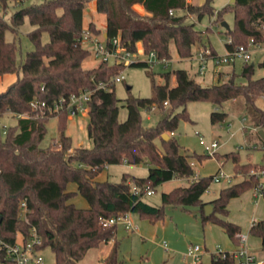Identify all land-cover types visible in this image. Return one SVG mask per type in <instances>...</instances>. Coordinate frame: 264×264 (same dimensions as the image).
<instances>
[{
  "label": "trees",
  "instance_id": "16d2710c",
  "mask_svg": "<svg viewBox=\"0 0 264 264\" xmlns=\"http://www.w3.org/2000/svg\"><path fill=\"white\" fill-rule=\"evenodd\" d=\"M24 1L0 0V77L17 76L0 90V117L10 114L16 118L14 124L6 128L0 126V235L13 241L19 231L27 235L35 226L43 237L44 248L54 253L55 264H82L90 249L113 241L104 264H123L116 239L117 224L106 225L105 219L136 212L155 220L164 214L166 205H198L203 212V222L220 225L233 244L238 245L237 233L241 227L217 214L228 216L230 199L253 188L257 181L254 176L247 177L250 168H264V163H243L237 153L227 154L233 160L235 174L245 177L221 189L211 202H205L202 196L214 176L195 178L187 186L164 192L161 205H153L144 197L149 189L156 191L164 182L194 175L189 155L181 152L175 136L163 137L164 133L175 132L181 119L189 120L186 112L189 102L209 101L223 105L227 101H238L255 128L264 129V108L256 103L264 95V75L253 78L255 65L245 61L241 73L233 70L228 79L219 77L216 83L205 86L186 69H175L174 85L170 84L171 72H168L165 84L153 80L152 97L127 98L128 116L120 121L121 99L111 79L121 73L119 67L123 64L101 61L91 68L83 66L91 54L81 42L86 31L83 25L86 0H45L27 6L23 5ZM11 2L22 7L8 20L5 13ZM137 4L142 5L147 14L140 15L134 8ZM96 10L107 16L105 39L108 45L114 37H120L121 43L132 52L136 53L141 43L144 53L156 51L159 58L167 60L172 59V46L180 58H192L195 45L206 44L203 33H208L209 27H196V22L206 14L217 13L219 20L224 13L233 12L234 24L226 30L231 40L226 43L227 50L238 45L247 46L251 39L255 44H264V0H235L217 12L213 0H204L202 4L187 0H96ZM26 18L36 26L28 33L33 49L18 62L19 28ZM89 30L101 33L93 21ZM8 31L14 34L11 41L7 39ZM44 32L49 34L47 42L42 39ZM212 54L218 53L213 49ZM129 65L149 66L150 63L137 61ZM259 66L264 69V59ZM238 76L247 82L239 83ZM101 82L110 85L109 89L99 88ZM81 90L91 91L87 130L93 145L76 147L75 152H70L73 143L66 133L67 109H35L31 101L38 98L53 106L59 98H67ZM165 101L171 109L161 112L157 124L146 126L143 111L153 107L163 109ZM179 108L183 110L176 112ZM23 113L28 116L19 117ZM51 117L58 119L59 138L43 146L46 124ZM227 117L226 112L211 115L214 123ZM122 163L148 164L149 173L145 177L124 173L119 182L95 179L106 167ZM70 182L78 184V192L89 202L88 208L68 203L76 194L67 190ZM24 200L28 212L22 219L19 214ZM208 203L215 207L210 215L205 213ZM249 233L261 239L264 251V218L257 219ZM2 259L4 255L0 253ZM233 262L229 252L225 256L212 254L211 264Z\"/></svg>",
  "mask_w": 264,
  "mask_h": 264
},
{
  "label": "rangeland",
  "instance_id": "374dc122",
  "mask_svg": "<svg viewBox=\"0 0 264 264\" xmlns=\"http://www.w3.org/2000/svg\"><path fill=\"white\" fill-rule=\"evenodd\" d=\"M45 0H25L23 5H31L42 3ZM190 2V0H187ZM204 0H193L195 4H202ZM231 0H213L215 11L222 9L224 6L231 4ZM22 7L10 3L5 17L10 19L12 14ZM90 8L91 13L87 11ZM136 11L140 15L147 14L142 5L137 4ZM192 20L195 19L191 16ZM93 21L99 31H104L107 24V16L105 13L96 10V0H86V10H84L83 25L87 30L90 22ZM223 22L234 24V14L232 11L224 13L223 17L217 20V13L213 16L206 14L200 21L196 22L198 29L209 27L208 33L204 32L205 45L196 44L194 55L192 58H180L176 49L172 46V59L168 64L157 61L149 66L123 65L119 67V72L123 76L120 82L115 84L114 90L120 101L119 119L125 121L128 116V109L125 100L129 97H152L154 95L153 80L158 84H165V74L171 72L170 84L176 83L173 71L175 69H186L190 75L201 82L205 86H210L217 82L213 73V64L220 69V78L228 79L233 70L237 74L241 73L245 61L237 58L235 63L218 64L211 57L213 49L223 55L226 51V43L230 41L227 35V28L222 25ZM36 26L29 22L26 18L24 24L19 28L20 31V51L18 53V62L25 57L28 50L33 49V45L28 37V33L35 29ZM97 38H105L103 34H96ZM14 34L7 32V39L13 40ZM43 41H49V34L43 33ZM87 46L92 47L88 44ZM213 47V49H212ZM252 57L248 61L255 65V73L253 78H259L264 75V69L259 63L264 59V44H254L250 47ZM208 58V69L204 75L198 73L199 61L198 52H206ZM138 56L145 58L141 43H138ZM217 54V55H218ZM99 59L93 54L83 62V66L91 68L99 64ZM214 62V63H213ZM114 60L110 59L109 64H113ZM16 74H7L4 77L13 78ZM239 83H246L244 77L238 76ZM5 83H2L0 77V90H3ZM257 105L264 108V95L256 101ZM171 106L168 105L163 109L155 108L149 111H143V122L146 126L157 124L162 111H169ZM182 108L176 112L182 111ZM186 112L189 120L181 119L175 132H167L170 136L174 135L181 146V152L189 155V160L194 167V175L188 178H179L164 182L156 188L151 195L144 197L145 201L153 205H161V197L164 192H169L177 186H187L191 180L200 177L214 176L222 170L225 174L232 177L231 181L222 179L220 182L212 181L208 190L203 194L202 198L205 202H211L216 199L221 189L240 181L244 174H235L233 160L226 155L235 152L238 154L240 161L251 163H264V140L259 135V129L255 128L250 115L241 107L238 101L231 100L223 105H217L209 101H191L187 104ZM213 112H226L228 117L224 121L213 122L211 115ZM16 118L10 114L0 117V126L6 128L14 124ZM89 115L80 114L69 116L67 121L66 133L72 138L73 148L70 152H75L76 147H91L93 142L88 135L87 125ZM57 117H51L46 126L47 133L42 142L43 146L56 142L59 138L57 128ZM264 130V129H263ZM203 139L207 144L213 141L219 143L216 154H208L205 146L200 143ZM159 144V140H156ZM209 155V156H207ZM255 167L250 168L247 177H252L251 172ZM124 173H131L138 177H145L149 173V165L142 163L133 164H117L106 167L96 176L97 181L110 180L119 182ZM255 181V179L253 180ZM68 191L76 192V194L68 200L79 208H88V200L78 192V184L70 182L67 186ZM260 195H256L255 189L250 188L243 192L240 196L231 198L228 203L229 214L224 216L221 213L217 215L229 221L238 224L242 232H249L251 220L253 217L264 218V200ZM259 201V203H258ZM210 204V203H208ZM207 204V205H208ZM213 207L210 214L214 212ZM132 220L133 224L138 227L137 230H127L122 222L117 224L116 239L119 242V257L123 264H190L187 252L190 246L200 245L206 249L201 264H211L212 254L218 251V246L222 249H229L233 246V242L225 230L212 221L203 222V212L201 206H181L166 205L164 214L158 219L150 217H142L139 213L130 212L127 216ZM249 246L257 256L258 261H264V251L261 246V239L249 233ZM113 246L110 243H102L97 248L90 249L82 259V264H104V258L109 254ZM44 264H55V255L50 250L44 251Z\"/></svg>",
  "mask_w": 264,
  "mask_h": 264
},
{
  "label": "built area",
  "instance_id": "2783aa9c",
  "mask_svg": "<svg viewBox=\"0 0 264 264\" xmlns=\"http://www.w3.org/2000/svg\"><path fill=\"white\" fill-rule=\"evenodd\" d=\"M86 30V29H85ZM231 41V40H230ZM82 45L87 47L91 54H93L99 61H109L113 59L114 62L129 65L132 62L137 61H147L150 64L161 61L168 64L169 60L165 58H159L156 51H151L150 53L145 54V58L138 56V53L132 52L127 49L120 40V37H114L112 44L108 45L106 39H99L97 35L87 29L81 38ZM88 44L92 47L87 46ZM253 39L250 40L249 45H238L233 50L229 51L226 49L223 55H216L211 57L213 61L218 62V64H229L235 63L237 58H241L244 61H249L252 57L250 47L254 45ZM206 52H198L197 60L199 61V70L198 73L204 75L208 69L207 63L208 58L205 54ZM123 79L121 73L114 75L111 79V84H116ZM107 83L101 82L99 88L109 89ZM91 100V91L90 90H81L78 93H72L67 98L61 97L59 100L52 106L48 105V102L45 100H39L35 98L31 101V106L35 109L48 108L49 111L55 110L59 111L61 108H66L68 115L70 117L87 114L91 109L90 105ZM165 106L169 105L168 101L164 102ZM152 109H155L153 107ZM44 112V111H43ZM26 117L28 113L19 114V117ZM200 143L205 146L208 154H215L216 149L219 146L217 141H213L210 144H207L203 139L200 140ZM251 175L256 178V183L254 185L256 195H260L264 198V168L254 169L251 172ZM222 179L231 181L232 177L225 174L222 170L214 175L213 181L220 182ZM155 191L149 189L147 195L153 194ZM28 212V207L26 201L24 200L21 203L20 218L25 219L26 213ZM129 214V213H128ZM126 215L120 214L116 217L105 219V224L112 225L122 222L125 225L127 230H137L138 227L135 226L131 219ZM257 219L253 218L251 220V225L256 222ZM238 245L235 246L233 250H224L218 246V251L215 253H221L223 256L227 252L234 258L233 264H264V261H258L256 254L253 252L252 248L249 246V232H242V230L237 233ZM47 248H44V241L41 234L38 232L35 226H32L29 233L26 235L23 232L19 231L16 235L15 240L8 241L0 235V253L4 255V259L0 260V264H44L45 255L44 251ZM206 249L200 245H192L189 247L187 256L190 259V264H201L203 255L205 254Z\"/></svg>",
  "mask_w": 264,
  "mask_h": 264
},
{
  "label": "crops",
  "instance_id": "0c3cea01",
  "mask_svg": "<svg viewBox=\"0 0 264 264\" xmlns=\"http://www.w3.org/2000/svg\"><path fill=\"white\" fill-rule=\"evenodd\" d=\"M190 2L191 3H193V0H190ZM101 34H103V36L105 37V34H106V27H105V30L104 31H101ZM219 55V54H218ZM197 59V58H196ZM214 63V62H213ZM219 71H220V69L218 68V66H215V64H213V73H214V77L216 78V79H218L219 77L218 76H220V74H219ZM11 76L12 75H14V74H10ZM17 78V76L15 75V77H13V78H6V77H4V76H2V83H5V85H4V87H3V89L8 85V84H10L11 82H13L15 79ZM2 90V89H1ZM128 164V163H127ZM174 179H179V178H174ZM173 179V180H174ZM190 178H188V180H189ZM193 180H191V182H192ZM261 199H263L264 200V198H261ZM258 203H259V201H258ZM264 206V205H263ZM253 218H256V219H259V218H257V216H255V217H253ZM261 219V218H260ZM235 246L236 245H234L233 244V246L231 247V248H229V249H225V250H233L234 248H235Z\"/></svg>",
  "mask_w": 264,
  "mask_h": 264
},
{
  "label": "water",
  "instance_id": "95a60500",
  "mask_svg": "<svg viewBox=\"0 0 264 264\" xmlns=\"http://www.w3.org/2000/svg\"><path fill=\"white\" fill-rule=\"evenodd\" d=\"M231 2L234 3L235 0H231ZM87 11L91 13L90 8H88ZM222 25L225 26L226 28H229L230 27L229 24H227L226 22H223ZM106 37H107V33L105 34V38ZM259 134L264 138V130L263 129H260L259 130ZM163 137L166 138V139H168V138H170V135L167 134V133H164L163 134ZM213 207H214V204L213 203H210V204H208V205L205 206V213H206V215H210ZM0 219H1V217H0Z\"/></svg>",
  "mask_w": 264,
  "mask_h": 264
}]
</instances>
